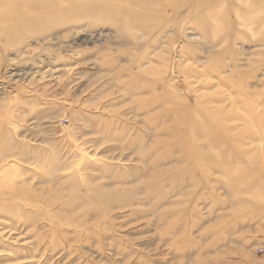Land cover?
Returning a JSON list of instances; mask_svg holds the SVG:
<instances>
[{
  "label": "rangeland",
  "instance_id": "rangeland-1",
  "mask_svg": "<svg viewBox=\"0 0 264 264\" xmlns=\"http://www.w3.org/2000/svg\"><path fill=\"white\" fill-rule=\"evenodd\" d=\"M26 2L0 0V264H264V0Z\"/></svg>",
  "mask_w": 264,
  "mask_h": 264
},
{
  "label": "bare ground",
  "instance_id": "bare-ground-1",
  "mask_svg": "<svg viewBox=\"0 0 264 264\" xmlns=\"http://www.w3.org/2000/svg\"><path fill=\"white\" fill-rule=\"evenodd\" d=\"M5 1H7V0H5ZM27 2V5H29L30 7H32V6H34V8H36L40 3H44V2H46V1H48V0H26ZM99 1V0H98ZM193 7V6H192ZM244 14V13H243ZM237 15V14H236ZM119 16V15H118ZM118 16H116V17H118ZM240 16V15H239ZM238 16V17H239Z\"/></svg>",
  "mask_w": 264,
  "mask_h": 264
}]
</instances>
